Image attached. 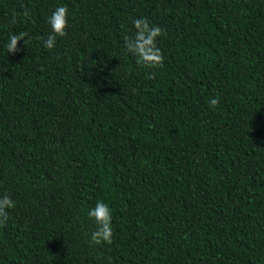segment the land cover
Segmentation results:
<instances>
[{
  "label": "trees",
  "instance_id": "obj_1",
  "mask_svg": "<svg viewBox=\"0 0 264 264\" xmlns=\"http://www.w3.org/2000/svg\"><path fill=\"white\" fill-rule=\"evenodd\" d=\"M136 18L163 66L127 50ZM5 194L0 264H264V0H0Z\"/></svg>",
  "mask_w": 264,
  "mask_h": 264
},
{
  "label": "clouds",
  "instance_id": "obj_2",
  "mask_svg": "<svg viewBox=\"0 0 264 264\" xmlns=\"http://www.w3.org/2000/svg\"><path fill=\"white\" fill-rule=\"evenodd\" d=\"M23 16L30 19V13L27 9L24 10ZM69 10L67 6H58L52 12L48 19L52 34L44 39V47L52 49L55 47L57 37H65L67 35L66 29L69 27ZM11 23H15V16H13ZM136 29L134 37H125L126 48L138 56L137 63H141L149 68L163 66L164 54L157 46V38L166 35L164 30L152 25L147 18H136L132 21ZM29 33L22 31L18 34H10L9 42L7 44V53H16L18 49V42L23 40L24 45L27 43L26 37ZM149 79L154 78V73L148 75ZM219 105V98H213L209 102V107L215 109ZM16 207L15 202L8 194L0 197V227H4L9 219V212L7 210ZM88 216L94 219L97 227L91 233L90 244L100 245L101 243H112V210L108 203L97 201L94 208L90 209Z\"/></svg>",
  "mask_w": 264,
  "mask_h": 264
}]
</instances>
